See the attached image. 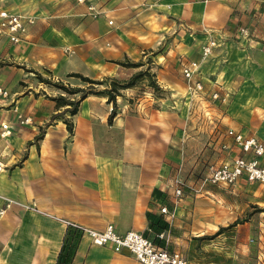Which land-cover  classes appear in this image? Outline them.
Wrapping results in <instances>:
<instances>
[{"label": "crops", "instance_id": "0c3cea01", "mask_svg": "<svg viewBox=\"0 0 264 264\" xmlns=\"http://www.w3.org/2000/svg\"><path fill=\"white\" fill-rule=\"evenodd\" d=\"M49 1L52 13L25 10L35 23L21 42L0 37V88L7 91L0 96V122L8 123L10 131L0 136V264H55L68 230L64 220L95 230L112 224L119 234L139 231L156 245L181 252L189 264H251L249 243L256 239L252 264H264V210L213 239L203 238L228 223L208 218V207L202 205L220 199V192L194 183L208 162L242 154L225 134L227 128L264 142V0H90L100 11L96 17L88 14L87 3ZM242 26L249 28V36L235 38ZM208 32L220 41L215 66L200 58ZM166 34L167 54L148 63L145 51ZM82 37L87 41L82 43ZM125 60L144 64L116 63ZM189 60L201 61L205 92L218 88L228 96L226 103L210 101L208 95L188 100L181 61ZM148 65L162 97L146 79L121 89L108 124L112 103L105 95L89 94L70 117L71 133L62 120L51 119L66 106L57 107L50 97L78 94H67L35 74L84 87L68 73L125 80ZM174 94L181 97L176 106L169 102ZM25 117L30 121L21 123ZM176 175L186 183L179 205L172 194ZM252 183L258 184L254 192ZM246 189L264 209V184L241 179L231 191ZM3 198L14 202L5 207ZM16 202L33 203L36 209ZM161 206L173 212L171 219L160 213ZM147 213L162 217L167 227L151 228ZM209 225L213 229L205 228ZM163 231L167 243L157 236ZM71 264L142 263L81 233Z\"/></svg>", "mask_w": 264, "mask_h": 264}, {"label": "built area", "instance_id": "2783aa9c", "mask_svg": "<svg viewBox=\"0 0 264 264\" xmlns=\"http://www.w3.org/2000/svg\"><path fill=\"white\" fill-rule=\"evenodd\" d=\"M78 3H87V12L96 17L100 11L90 0H76ZM35 23V17L29 13L13 12L5 8H0V37H6L12 43H19L26 34L27 27ZM112 24V20H108ZM249 36V28L242 26L236 33L235 38ZM220 41L212 32L207 33V39L201 45V59H205L212 53L213 48L219 45ZM201 61H181V74L187 84L188 100L205 99L206 96L211 101H218L224 104L227 95L221 94L218 88H213L208 93L205 92L200 72ZM0 96L6 97L7 91L0 88ZM21 115H18L19 120ZM29 117H25L20 122H29ZM9 124L0 122V136L5 137L9 134ZM218 132V131H217ZM225 134L233 139L235 145L240 148L242 154L234 155L231 159L221 162H209L205 168L200 186L204 184H225L233 185L239 180L244 179L248 182H258L264 184V165L260 163V157L264 154V142L253 135H245L242 131L227 128ZM224 147V145H223ZM2 163L0 162V166ZM185 181L179 176L173 179V198L174 204L181 199ZM192 188V187H191ZM5 207L13 203L11 199L3 198ZM27 209H36L34 204L19 203ZM4 209L0 210L2 213ZM160 213L173 217V212L165 206L159 208ZM66 225L78 228L82 234L87 235L91 242L96 245H109L114 251H126L130 253L138 262L142 264H189L186 257L179 251H168L166 247L156 245L152 240L136 230H128L119 234L114 230L112 224H107L103 230H95L86 226H81L70 221H63ZM160 239L168 242V235L165 231L158 233Z\"/></svg>", "mask_w": 264, "mask_h": 264}, {"label": "trees", "instance_id": "16d2710c", "mask_svg": "<svg viewBox=\"0 0 264 264\" xmlns=\"http://www.w3.org/2000/svg\"><path fill=\"white\" fill-rule=\"evenodd\" d=\"M116 63L126 66V67H133L137 68L142 66L144 63L142 61H116ZM149 67L146 66L143 69H140L136 72H134L128 79L125 80H119L114 77H104L102 79H92L88 76H85L78 72H71L68 73V76H74L79 78L82 82L85 83L84 87H71L69 85H65L60 81H51L49 79H45L41 77L38 73L36 74V77L49 85H52L56 88L61 89L67 94H78L77 98L69 99L66 98L63 95H58L54 97H50L52 100L55 101L56 106H66L63 110L56 112L52 114L51 119H60L62 122L66 125V128L69 133L72 132V126L73 122L71 121V118L73 115L77 113L78 105L81 100H83L85 97H87L89 94H96V95H105L107 96V102L112 103L111 111L107 117V123L111 124L112 119L116 114L115 111V99L116 96L120 94V90L124 88H128L131 86H134L139 81L145 79L146 77L149 78L148 85L152 87L153 89L156 87V84L154 83L153 74H148ZM49 124V123H48ZM42 137V132H40L36 139H40ZM147 218H149V225L151 228L154 227L155 224L158 225V229H165L167 227V224L163 221L162 217L158 218H152L150 216V213H147ZM243 222L242 220L234 221L231 225L219 227L216 231V234H220L223 231L228 230L230 227L236 225L237 223ZM68 230L66 232L63 244L61 246V249L58 253L57 260L55 264H71L72 257L75 251V246L77 244V240L81 234V231L72 226L67 225ZM203 238H212V237H203Z\"/></svg>", "mask_w": 264, "mask_h": 264}, {"label": "rangeland", "instance_id": "374dc122", "mask_svg": "<svg viewBox=\"0 0 264 264\" xmlns=\"http://www.w3.org/2000/svg\"><path fill=\"white\" fill-rule=\"evenodd\" d=\"M50 4H51V2L49 0H0V6L6 7V8H9L11 10L18 11L21 13L26 12L25 10H27V9H33L32 11L38 13L39 15H40L41 11L43 12V14L45 13V11L48 13H52L53 10L51 9ZM51 19L56 20L58 18H51ZM79 23H81V21L77 23V26L79 25ZM60 24H62V21H60ZM82 26H84V25H82ZM80 41H82V43H84L85 41H87V38L82 37ZM169 43H170V34H166L163 38H161V40H159V43H155V46L153 48L145 51L146 61L148 63L149 62L151 63V61H153L154 59L160 60V57L165 56V54H167V50H168L167 46H169ZM216 56L217 55L214 54V48H213L212 53L209 56H207L205 59H203V60L201 59V60L205 61V63L206 62H209V63L212 62L215 66V62L213 61V58ZM148 67L150 69L149 65H148ZM148 74H153V73L149 70ZM153 75H155V74H153ZM145 79L148 83L149 78L146 77ZM53 81H55V80H53ZM154 83L156 84V87L153 89L155 95L162 97L163 91H161V88L156 83L155 79H154ZM180 100H181V97L179 96V94L178 95L174 94L172 97L170 96L169 102L171 103V105L176 106L180 103ZM202 177H203V174H200L198 172V174L195 178L196 180L194 181V183H196V182L201 183ZM185 179L187 180L188 178L186 177ZM207 185H210V187L214 189L213 190L214 192H218V193L220 192V194H221L220 199L217 198L218 200H216L215 198H213L211 200H208L209 204H207V203L202 204V205L208 207V213H209V214H207L208 218H211V219L217 218L220 222H222V223L226 222V223H228V225H231L234 221H238V220L245 221L252 215H259L260 212L262 210H264V209H262V206L255 204V199L253 197H258V196L257 195L255 196V194L251 193L248 189L241 190L239 193H237V191L232 192L231 188L233 185H225V184H204L202 186V188L203 187L204 188L209 187ZM250 186L254 192V190L257 188L258 184L252 183V184H250ZM200 192L201 191H197V192H193V193H194V195H197V194H200ZM179 202H180V200H178V202L175 205H179ZM200 214H201V212L198 213V215H200ZM199 217H201V216H199ZM201 220H202V217H201ZM212 221H214V220H212ZM228 225H226V226H228ZM218 226H219V224H218ZM200 227H204V226L201 225ZM219 227H221V226H219ZM205 228L213 229V227L210 225L206 226ZM217 230H215V232L212 234L203 235L202 237H212L210 239H213L215 237V233ZM249 244L251 245V248H253V252H254L253 258H251L250 261H248L249 263L252 264L257 259L255 254H256V250L258 249V246H257L258 241L256 239H254V241L249 243Z\"/></svg>", "mask_w": 264, "mask_h": 264}]
</instances>
